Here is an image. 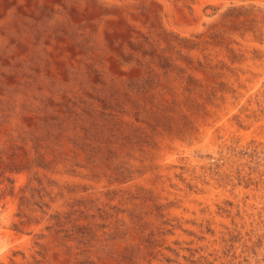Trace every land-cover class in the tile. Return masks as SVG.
<instances>
[{
    "label": "rangeland",
    "instance_id": "obj_1",
    "mask_svg": "<svg viewBox=\"0 0 264 264\" xmlns=\"http://www.w3.org/2000/svg\"><path fill=\"white\" fill-rule=\"evenodd\" d=\"M93 1L0 48V264H264V0Z\"/></svg>",
    "mask_w": 264,
    "mask_h": 264
},
{
    "label": "bare ground",
    "instance_id": "obj_2",
    "mask_svg": "<svg viewBox=\"0 0 264 264\" xmlns=\"http://www.w3.org/2000/svg\"><path fill=\"white\" fill-rule=\"evenodd\" d=\"M156 1L161 6L162 14L166 13V11L170 13L175 5L173 0ZM107 3V13L109 16L107 15L108 17L106 18L111 19L110 22L125 24L128 21H135L136 14L134 12V8L131 7L133 0H107ZM94 6L95 5L93 0H86V2L82 0H0V48L6 47L8 50H11V48L18 46L17 50L14 49L11 50V52H14L15 50L17 52H26L33 49L34 43L31 39V35H29L30 33L24 32L23 29L19 26V22L20 20L26 19V16H33L34 14H36L37 8L53 7V9L57 11L55 20L52 22V24H48L49 27L47 29V33L50 36L52 34V31L54 30V25L57 23L56 19L59 20V18H62L64 20L69 18L71 21L79 22L83 19H90L92 17L94 18V16L96 15ZM198 8L200 7L198 6ZM212 10L208 9L205 13H211ZM101 15L106 16V13L101 12ZM39 18H41V16H39ZM206 20H208L206 14L202 15V17L200 16V19L196 22L195 28L198 30L204 29V21ZM185 28L187 30L192 29V27L188 26ZM48 38L45 40L46 42H43L42 49L46 48V52L49 53L51 57H57V54L62 55V51L67 52L68 49L67 47H64L66 45L63 44L64 42L68 41L67 37L53 40L50 44ZM17 40H19L20 42H18L16 45L15 42ZM69 43L70 42H68L67 45ZM45 44H48V46H45ZM69 46L71 53L75 56H73L72 62H75V58L77 59L76 49L72 44H70ZM66 56L63 55L56 58V67L54 68L55 75H63L64 65L66 62L64 59ZM165 153H169L167 149L165 150ZM214 194L215 191L212 190L211 193L207 195V197L214 196Z\"/></svg>",
    "mask_w": 264,
    "mask_h": 264
}]
</instances>
